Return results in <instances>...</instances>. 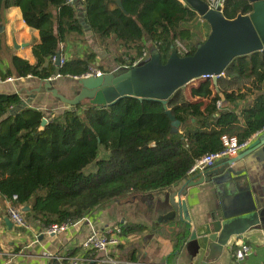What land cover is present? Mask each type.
<instances>
[{
    "label": "trees",
    "instance_id": "1",
    "mask_svg": "<svg viewBox=\"0 0 264 264\" xmlns=\"http://www.w3.org/2000/svg\"><path fill=\"white\" fill-rule=\"evenodd\" d=\"M220 2L229 20L253 11L249 0ZM121 3L122 8L116 0H83L82 19L70 0H0V26L5 10L14 7L40 34L33 48L35 64L14 57L0 69V80H67L91 74L100 59L88 47L87 28L123 68L146 61L153 50L164 64L173 48L192 56L203 43L189 27L201 17L182 0ZM64 48L72 56L62 55L67 60L57 67L56 56ZM100 71L108 73L103 67ZM218 88L219 93L212 79L200 80L173 96L168 109L181 124L176 133L157 100L124 98L108 107L85 103L46 118L35 108L12 115L22 103L20 96L0 95V202H9L46 230L77 223L116 202L179 186L197 161L224 150V136L244 144L263 133L264 51L235 59ZM44 118L48 124L42 127ZM119 227L122 238L145 231L136 225ZM167 236L178 252L189 242L191 230L186 223L171 224Z\"/></svg>",
    "mask_w": 264,
    "mask_h": 264
},
{
    "label": "crops",
    "instance_id": "2",
    "mask_svg": "<svg viewBox=\"0 0 264 264\" xmlns=\"http://www.w3.org/2000/svg\"><path fill=\"white\" fill-rule=\"evenodd\" d=\"M73 1L81 17L85 14L83 1ZM86 40L91 49H93L91 44L97 46V41L89 29H86ZM39 43V32L26 25L18 8L12 7L5 10L0 26V69L5 70L9 67L14 57L34 65L33 48ZM64 50L62 55L70 58L71 51L66 48L64 53ZM83 53L82 49L81 54ZM63 80V78L54 80L55 87L61 94L68 97L58 86V83ZM198 81L200 80L188 86H195ZM40 85L41 81L33 77L13 78L11 82L0 83V95L17 94L27 104V108L38 109L44 114L51 112L53 101L60 104L62 108L67 107L68 109V106L54 99L44 88L37 93ZM260 135L253 138L252 142ZM234 168L240 173L239 176L234 175L239 178L240 187L244 190L247 187L249 189V199L251 198L252 205L264 213V152L244 159ZM201 176L193 175L189 179L199 180ZM235 187V182L230 185L227 183L219 185L218 188L205 183L189 189L188 195L182 200L187 201L192 227L210 221L211 216L220 213L223 206H233L241 192V190L238 192ZM179 188L180 186L177 190ZM164 199V192H162L153 194V197L141 196L110 204L90 214L87 217L89 222L79 221L72 225L66 233L58 236L46 235L45 230L41 229L27 214L24 217L29 225L28 229L20 228L14 223L12 227L9 226L6 220L9 218L7 209L10 203L0 202V263L68 264L69 259L78 258L80 264H111L104 261L98 253L84 251L82 244L93 230L103 232L106 228L126 224L142 226L145 231L123 237L121 244L110 251V256L117 262L121 264H194L198 245L196 243L187 244L182 251L176 252L174 243L167 236L171 231V224L185 222L165 223L163 221L165 213L169 210L167 206H163ZM160 220L161 223L157 226ZM260 220L259 227L249 230L240 238L233 239L220 258L212 264H264V220L262 218ZM149 235H155V237L145 240V237ZM240 241L249 244L253 251L242 262H238L234 256V251L238 249Z\"/></svg>",
    "mask_w": 264,
    "mask_h": 264
},
{
    "label": "water",
    "instance_id": "3",
    "mask_svg": "<svg viewBox=\"0 0 264 264\" xmlns=\"http://www.w3.org/2000/svg\"><path fill=\"white\" fill-rule=\"evenodd\" d=\"M122 8L121 0H116ZM196 11L210 27L207 39L197 45L192 56H181L176 49L164 64L161 55L153 50L149 59L132 68L119 67L116 70L95 77L76 78L73 80L78 85L76 94L68 98L55 87L54 80L41 81L37 93L44 88L52 97L68 107H77L85 103L93 106L108 107L118 103L124 98L157 100L163 103L167 116L172 122L173 132H178L181 124L168 109V103L182 88L190 85L205 76H212V80L219 93V79L225 74L231 63L240 57L264 51V0H249L253 11L249 15H239L234 20L227 19L221 8L214 9L203 0H182ZM84 15L81 16L82 19ZM86 26L85 22L83 23ZM89 29V28H87ZM62 54L56 56V66L61 67ZM27 108L23 101L11 114ZM48 124L46 118L42 127ZM264 152V132L238 157L223 159L216 166L209 169L199 180L187 179L179 186L164 191V205L168 207L163 221L185 222L190 226L191 237L187 244L198 245L194 264L215 263L225 251L229 243L242 237L249 230L259 227L264 213L256 209L249 199V189H242L238 184L239 176L234 166L244 159ZM232 180V182L230 181ZM229 181V182H228ZM235 182V189L240 193L235 204L222 207L220 213L213 214L210 221L192 227L188 204L183 197L188 195L191 188L209 183L218 188L222 184ZM242 194V195H241ZM153 197V195H146ZM251 205V207H250ZM29 212L30 208H25ZM13 226L10 218L6 220ZM161 220L159 221V226ZM155 235L145 237L151 239Z\"/></svg>",
    "mask_w": 264,
    "mask_h": 264
},
{
    "label": "built area",
    "instance_id": "4",
    "mask_svg": "<svg viewBox=\"0 0 264 264\" xmlns=\"http://www.w3.org/2000/svg\"><path fill=\"white\" fill-rule=\"evenodd\" d=\"M83 1V0H82ZM70 2H74L73 0H70ZM212 5L216 8H221V2L220 0H212ZM180 48L182 50H186L181 44H179ZM66 57L62 56L61 59V66H63L66 62ZM103 75L100 71H92L91 74L85 76V77H91V76H101ZM58 78H61L60 76H57L55 78H52L50 80H56ZM212 76H205L201 80L206 79H212ZM13 79H8L6 81L0 80V83L4 82H11ZM264 132V131H263ZM222 142L224 145V150L216 153L211 154L203 157L199 161L196 162L194 167L190 170L189 175H204L209 169H211L213 166L217 164L218 161L223 159H233L238 157L244 150H246L251 141L240 144L238 139L236 137H228L224 136L222 138ZM15 200L17 197L14 198ZM7 213L9 218L12 220V222L17 225L20 228L28 229L29 225L27 223V220L25 219L23 213L13 207L12 204H9ZM82 222H89L88 218L85 217L81 220ZM73 224H63V225H51L49 228L45 230V234L48 236H58L66 233L68 229L74 225ZM122 242V230L119 226H116L114 228H106L101 231L93 230L92 233L86 238L84 243L82 244V249L86 252L89 251H95L96 253L100 254L104 261L109 262L111 264H121L117 262L115 259H113L110 256V251L117 248ZM252 248L249 244L240 241L238 249L235 253V258L238 262L244 261L246 258H248L252 254ZM80 259L78 258H72L69 259L68 264H80ZM1 264V263H0Z\"/></svg>",
    "mask_w": 264,
    "mask_h": 264
},
{
    "label": "rangeland",
    "instance_id": "5",
    "mask_svg": "<svg viewBox=\"0 0 264 264\" xmlns=\"http://www.w3.org/2000/svg\"><path fill=\"white\" fill-rule=\"evenodd\" d=\"M211 1L212 0H208V2H211ZM210 6L213 7L212 3ZM189 27L195 33L198 42H204L210 33V27L203 19H198L197 21L192 23ZM91 45L93 47V51H95V53L98 55L99 59L101 60L99 63V66L97 64V66L93 68V71H100V67H103L107 70L108 73H110L116 70V68L120 67L115 62L113 54H110L108 51H105L101 46H98V43H97V46H94V44H91ZM115 51L117 50L115 49ZM75 79L76 78H71L67 80L64 79L63 81H60L58 83L60 90L66 95H68V98L75 95L76 92L78 91V85L72 81ZM65 110H67V107L62 108L60 104L53 101L52 108L50 109L51 112L49 113L45 112L47 116L46 118H50L53 114L55 115L62 114ZM100 157H104V153H101ZM94 170H95V165L90 167L88 169V172H92Z\"/></svg>",
    "mask_w": 264,
    "mask_h": 264
}]
</instances>
